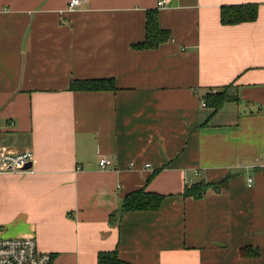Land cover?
Segmentation results:
<instances>
[{
    "label": "crops",
    "instance_id": "crops-1",
    "mask_svg": "<svg viewBox=\"0 0 264 264\" xmlns=\"http://www.w3.org/2000/svg\"><path fill=\"white\" fill-rule=\"evenodd\" d=\"M158 1L0 0V147L34 155V172L0 174L1 234L36 237L51 264L115 249L130 264H264V0ZM242 2L257 18L223 23L221 5ZM152 8L171 37L135 48ZM88 78L116 89H70ZM231 84L237 101L201 106ZM142 188L161 207L118 217Z\"/></svg>",
    "mask_w": 264,
    "mask_h": 264
},
{
    "label": "trees",
    "instance_id": "trees-1",
    "mask_svg": "<svg viewBox=\"0 0 264 264\" xmlns=\"http://www.w3.org/2000/svg\"><path fill=\"white\" fill-rule=\"evenodd\" d=\"M259 12L258 2L226 3L221 5V21L225 24H234L243 21L255 20ZM171 37L168 28L162 27L159 21V11L157 8L148 9L146 15L145 37L133 43L138 49L156 48ZM233 85L223 86L215 92L209 91L202 95L206 101V106H210L217 111L228 101H237L238 95L230 92ZM70 89L75 91H100L116 89L113 78H88L73 79ZM234 175L230 174L218 182H207L201 179L184 189V197L195 199L203 198L208 192H220L226 189ZM165 195L146 191L144 188L129 192L123 199L118 217L129 211L157 210L161 207ZM116 213L112 214V220L117 221ZM244 256L257 255L258 249L244 248ZM97 264H130L120 258L118 250L101 251L98 254Z\"/></svg>",
    "mask_w": 264,
    "mask_h": 264
},
{
    "label": "built area",
    "instance_id": "built-area-1",
    "mask_svg": "<svg viewBox=\"0 0 264 264\" xmlns=\"http://www.w3.org/2000/svg\"><path fill=\"white\" fill-rule=\"evenodd\" d=\"M83 0H70L69 9H74ZM166 0H159L164 5ZM201 106H206L204 97H201ZM33 152L30 149L21 152H11L0 147V174L34 172L33 167L25 169L29 162L33 163ZM111 161L101 158L100 165L107 168ZM150 167V165H147ZM252 178L249 179L251 184ZM53 256L50 252L39 248L36 237H6L1 234L0 227V264H51Z\"/></svg>",
    "mask_w": 264,
    "mask_h": 264
},
{
    "label": "water",
    "instance_id": "water-1",
    "mask_svg": "<svg viewBox=\"0 0 264 264\" xmlns=\"http://www.w3.org/2000/svg\"><path fill=\"white\" fill-rule=\"evenodd\" d=\"M33 166V163L32 162H29L25 165V169H29Z\"/></svg>",
    "mask_w": 264,
    "mask_h": 264
}]
</instances>
